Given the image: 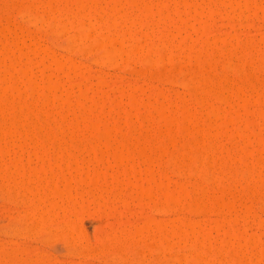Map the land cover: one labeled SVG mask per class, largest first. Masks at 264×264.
Masks as SVG:
<instances>
[{
	"label": "rangeland",
	"instance_id": "obj_1",
	"mask_svg": "<svg viewBox=\"0 0 264 264\" xmlns=\"http://www.w3.org/2000/svg\"><path fill=\"white\" fill-rule=\"evenodd\" d=\"M132 1L0 0V28L1 26L6 27L8 25L7 28L9 31H7V36L9 37L10 41H17L20 48H13V46H11V50L9 52L6 51L5 53L4 47H2L1 45L3 43H0V88L3 90L7 89L6 92L8 91V93L4 91L6 96L8 95L7 97H5L4 93V96H1L3 95L1 93L0 96L2 98L5 97L6 99L9 97V100H6L5 98L2 99L0 97V100H3L0 101V108L5 109L4 111L0 110V124L2 123L0 125V128L2 127L1 129L3 131H6V128L9 127L7 129L8 131L11 127L12 129L16 130L15 133L17 136V138L14 140L13 137L11 140L10 138H6L10 141V143H7L8 140H4L3 137L5 136H1L2 131H0V136L2 137L0 139V145H2L1 150L3 152L7 149L5 153L3 152L4 154L0 152V186L2 185L0 187V264H203L204 262L205 264H241L240 261H242L241 259L244 258L246 259L248 264L264 263V259L259 258L261 254L264 255V112L262 111L264 108V103L262 102V100H264V0H142L141 3H138L140 2L139 0L135 3ZM143 1L147 4H144ZM142 3L144 5L150 4V8L149 6L144 7ZM151 3L154 5H152ZM28 7L31 8L29 9ZM158 7L159 9L160 7H163V10H165V16L162 15V17L161 14L157 12L159 10ZM94 10H96L97 12H94ZM105 10L107 13L105 12ZM177 10L179 11V13L177 12ZM124 11L127 12V14H125ZM98 12L101 13L100 16L103 17L100 18ZM32 13H35L37 16H39L35 19L32 16ZM120 14H122V16ZM210 14H213L211 17L214 19H211V22H209L210 24L208 22H204L206 23V25H202V20H205V16L206 19L209 18ZM92 15H96V17H98L97 23H94L96 22V19L94 20V17ZM81 18L85 21L84 23H86V26L90 27H86L85 30H81L80 25H76L79 24ZM72 20L74 24H72ZM90 20L94 24H92ZM108 20H110V27L112 22H114V24L116 23L117 25H113L112 23L113 27L107 28V22L105 23V21ZM126 20L127 22H125ZM88 22H90L91 24ZM64 23L68 24V29L67 31L61 32L59 30V25ZM69 23L72 24L73 27ZM99 23L102 24L100 25ZM98 24L99 26H97ZM75 26L76 28H74ZM71 27L74 29H72ZM89 29L90 31H88ZM127 30H130L129 34H127ZM84 31L86 33V36L89 34H91V36L83 40L82 44L80 43L78 46H76V49L69 48L70 46L68 47L67 45V39L69 40L71 36H74L77 33L79 34V32L84 33ZM130 32L136 38L137 44L139 45L141 43L139 45L140 47L138 48L141 52L137 51V54L135 55L137 57L139 52L140 58H136L135 56H133L134 58L127 62H125L124 60L122 61L121 58L113 62L104 60V63L102 64L103 61H100V57L102 56L103 51L94 49L92 47V42H96L97 37L102 38V35L104 34L106 36L104 38L110 36L113 37L115 35L114 37H116V42H118L117 39H119L122 44L120 38L123 37V35L121 36L120 34L118 37L117 33H125L128 38L124 40L123 37L122 39L124 44L126 43L127 46H129L128 44L130 43ZM160 34L162 35L160 36ZM159 37L164 40L162 41ZM34 44L37 46H35ZM121 44L116 43L117 46ZM156 44H158L157 48ZM127 46L124 45L123 47ZM44 47H47V49H45ZM158 48H162L161 50H163L164 52L166 50L167 53L170 52L171 59L159 65H150L147 63L146 65L141 61L142 55L151 57L154 55L155 50L157 51ZM5 49L9 50V47L8 49ZM83 49L85 52H82ZM45 51L47 53L50 52V54L54 57L62 59L65 64L67 63L66 65H62L66 68L60 66L62 63H55L52 60L53 58L51 56L48 57L46 54H44ZM81 53L84 54L82 55ZM10 63H12L13 65L16 64V68L14 66H10L14 67L16 71H11L10 67H8V64ZM5 65L6 67H4ZM21 65L23 69L25 67L26 69L28 68V71H30L29 73H32V79L35 80V83L31 85H33V88L36 87L34 88V91L36 92H34L33 89L28 90L31 93V96L29 92H27V89L29 88H27L28 81L26 79L29 77L26 78L22 76V74L20 73L21 68L20 70H18ZM67 66L69 67V69L71 68V70H68ZM115 66L116 68H114ZM85 67L87 69H85ZM7 68L8 70H10V73L12 72L14 80L12 79V76L8 74L9 71L7 70ZM72 69L74 70L72 71ZM79 69H81V72L79 71ZM76 72L80 73L77 75ZM8 76H11L10 82ZM50 77L52 78L50 79ZM225 78H227L228 82L231 84L227 83V80L224 81ZM209 79H212L211 83H214L215 80L216 84H211L208 82L206 84V81H209ZM48 80H57L59 86L56 91H54L53 89L48 91V86H45L47 85V82H49ZM59 80L61 81V85ZM185 81H190V86H187L185 84ZM218 81L222 83H219ZM9 83H12V86L14 85L13 88L16 86L17 89L20 88V90H22V94H19V90L17 91V93L16 90L10 92L12 90L8 89L10 87ZM117 83L119 85H115ZM218 83L220 84L219 86ZM34 84L37 85L35 86ZM228 84L231 86H229ZM12 86L10 87V89L12 88ZM38 86L40 87L38 88ZM211 86L212 89L216 87L220 91L215 88L214 89L217 91H211L212 89H209ZM235 86L237 88L243 87L242 89L244 93L241 92V89L239 92L240 97L238 95L239 93L235 91ZM232 87L234 89H232ZM1 89L0 92L3 91ZM36 89H38V92ZM67 89L69 90V92L67 91ZM232 90L235 92L232 93ZM32 91L34 92V94L32 93ZM260 91L262 93H260ZM14 92L19 97L17 95L15 96ZM241 93L243 96L245 94L248 99L246 100L244 98L245 96L242 98ZM53 94L55 97L53 96ZM236 94L238 95L237 98ZM178 95H180L181 98ZM223 95H226L227 97H224ZM16 98L19 99V102ZM130 98H133L135 101L130 100ZM227 98L230 100L226 101ZM11 99L12 101H10ZM76 99L79 100L77 101ZM181 99H183V101ZM257 99H260L263 104L257 101ZM67 100L72 101V103H68ZM82 100L84 104L83 102H81ZM245 100H249V105L246 104L245 106V103H247L245 102ZM77 102L78 104H76ZM21 104L23 105V107L19 108ZM75 104L77 106H75ZM170 104L172 106H170ZM162 105L166 108L160 109L161 112H157L156 108ZM37 110H39L41 113ZM22 111L25 113H23L24 116L29 112L30 114H28V116L31 115L34 120H36L35 118H37L36 126L35 122L29 119V117L31 116H25L27 117V122L30 123L28 124V128L27 124L23 126L26 130H24L22 126L21 128L25 131L26 137L28 136L27 139L25 137V134H22L21 136L19 130H21V132L23 130L20 128V126H15L14 128L13 123L15 122L14 120L17 117V114L20 115ZM36 112L40 115L39 117H41L40 119H42V121L39 122V117ZM14 113H16L15 116ZM171 113H173V115ZM190 113L191 116L189 115ZM1 114H3L4 118L3 116H1ZM35 114H37V117L35 116ZM86 114L87 117L85 116ZM169 114H171L172 116H179V119L177 118L178 120L172 121L171 125L167 124L168 126H166L165 119L166 117L168 119ZM192 114H195V116H193ZM219 114L222 116H220ZM21 115L20 117H22ZM60 115L65 119H63ZM88 115L92 116V118L90 117V119L92 120L91 124L94 123L93 126H97V128H101V130H105L107 127H109L112 138H114L115 140L118 139L119 143H122V141H125L127 143L126 140L130 139L128 141V144L130 142V145L127 146L126 143L119 144L117 140H114L116 144L111 142L113 146H115H110L111 148H113L110 149L103 138H101V140L103 139L102 142H104V146L100 142L99 144L96 138H94L96 140L93 139V137L97 135L96 134L95 136H92V134L96 133L95 130L93 131V126L91 130V127H88L86 125L90 124L91 121L90 119H88L89 121H87V118H89ZM183 115H186L187 119L189 117L192 118V116L194 117L193 119H191L193 121L191 126L192 128L190 127L191 123H189L186 118V121L183 119ZM84 117H86L85 122ZM59 118L63 119L64 121L61 122ZM244 119L247 121H245ZM3 120L5 121V126ZM54 123H57L56 125L58 126V128L56 126L55 127L57 128V131H59L58 133L55 131L56 128L53 127ZM39 125L40 130L38 127ZM49 125L55 129L54 131L57 134H59L60 132L62 133L59 134V137L54 132V135L52 133V135L57 136L56 138L58 139L57 140L54 137L57 141V144L52 143L53 138H51V142L50 139H48L49 142L52 143V146L53 144H56V146L60 147L61 145V148H63V146H65L66 144L67 150L61 149L63 152H66L69 150L68 146L71 144V137L73 136L72 142L77 138V142L79 141L78 143H80L77 145H81L80 149L82 148L83 152L78 147L75 148L74 146L70 145L69 147L73 148H70L72 152L69 150L68 153L66 152L67 154H63L62 156L60 155L62 154V151L60 152V150L57 149L58 147L54 148L55 145L51 147V144L48 142L50 145V149L47 143H44V146H42L41 142H47V138L51 135V133L49 132L53 130L52 127L50 128V131L48 130L50 127ZM165 126L166 128L170 126V129L167 128L169 132L167 130H164L165 132L162 131ZM184 126H189V129L191 130L188 131V129H185L186 127L183 128ZM130 127H132V130ZM45 128H48L47 131L49 132H47ZM161 128V131L164 134L161 136L160 133V137H158V131ZM31 129H33V131ZM111 129L119 135L118 138H115L117 137V134H115V132ZM118 130L120 131L118 132ZM192 130L194 133L192 132ZM28 131L30 133H33L30 134ZM166 131L168 133H166ZM40 132L43 133H41L42 136L39 135ZM120 132L121 134H123L122 137L127 136L124 138V140H121ZM46 133H49L50 135L48 136V134ZM113 133L115 136H113ZM133 134L136 139L134 138ZM170 135L172 138L169 137ZM43 136H46L45 141H41V139H39V137L43 138ZM133 138L136 141H134ZM147 138L148 140H146ZM153 138L154 140H152ZM258 138L260 140H258ZM150 140V145H154L155 147L157 146L158 148H154L153 146L154 149L152 147L150 149V145L148 146L147 144L148 142H150ZM82 141L83 144H81ZM146 141L147 143H145ZM59 142L60 144H58ZM77 142L75 141L72 145H76L75 143ZM91 143H96L94 144V147L96 149L93 148V145H91ZM117 144L119 145V151H116V149L118 148V146L116 147ZM124 144H126L127 148L124 146ZM4 145L6 146L4 147ZM142 145H146L145 147L148 151ZM41 146L43 147V149L45 147L46 149L48 148V151L46 149L42 150ZM122 146L125 148L123 149ZM130 146H132V148ZM137 146L143 148H138ZM106 147L109 148L107 149ZM128 147L133 150L128 149ZM64 148L66 149V147ZM74 148H78V151L75 150V154L77 155L76 160L79 161V164L74 163V161H76L75 159L72 164L68 162V159L74 152ZM90 148H92L93 151L95 150V152L93 153ZM136 148L137 152L140 153L139 150L143 149L144 151H142L144 153L139 154V156L137 153H135L136 151H134L136 150ZM56 150H58L60 153L58 154V151ZM105 150H108L110 152L113 151V153L111 152V154L108 151H106L105 153ZM129 150H131L132 152L134 151V153ZM149 150L151 152H149ZM190 150L192 152L194 151L193 153H196L193 154ZM100 151L102 152V154L100 153ZM14 152L15 157H17L18 160L23 161L26 169L25 167H21L23 165L21 164L22 161L20 162L19 166L18 164L16 165V163H14L13 161L16 168L13 166V164L11 165V161L14 157ZM41 152H44L43 159L45 157L44 161L47 162L46 164H44L43 160H41L42 157L41 159L38 157V155L42 156ZM98 152L103 158L99 157L100 154ZM130 152L131 154H129ZM146 152L148 154H146ZM188 152H190V154ZM95 153H98V158H101V160L105 159L103 160L105 161V163L103 161L101 162V160L99 161L98 158L96 160ZM116 153L122 155V157L118 158L122 161L119 162L118 159H116L119 163H122L120 165L117 162V164H119L121 167L116 164V161L113 162V160L115 159L114 157H117ZM197 153L199 154V158L197 157ZM58 155L60 156L57 157ZM110 155H112L113 157H111ZM130 155L131 157L135 155V159L130 160ZM141 155L143 156L142 159L138 158L141 157ZM175 155L176 158L174 157ZM191 155H194V157L192 156V159ZM146 156L149 159H151L152 157V161L150 160V162L156 161L153 163L155 165L150 163L149 159H146ZM155 156L158 157L157 160ZM170 156H172V158ZM64 157H68V159L65 158L64 161ZM75 157H71L69 161L73 160V158ZM81 157L85 159H82ZM10 158L11 161H9ZM54 158L55 160H59H57L58 163L61 160L65 162H61V165L64 168L62 166L60 167H62L63 169L58 170L60 168L59 166L58 168L57 165H52V163H49V161L55 163ZM123 158L125 159L123 160ZM137 158L138 160L136 161ZM261 158L263 159V161L261 160ZM127 159L130 161L128 163H125V161H128ZM196 159L198 160V162ZM258 159L259 162L257 161ZM18 160H16L15 158V162H17ZM80 160L85 161H83L84 164H82L84 166L82 175H80L79 173V169L81 172L83 168V166L82 168H80L82 163ZM91 160L93 161V163L90 162ZM146 160H148V162ZM192 160H195V162H193ZM199 160H203L202 163L199 162ZM35 161L38 163H36ZM94 161L95 170L98 168V171H101V167V174L104 172L103 170L106 169L107 171L105 170L104 174L101 175L102 177L104 175L106 177L109 176L107 180L105 177V183L101 180L99 181V183L103 182V184L105 185H97L99 183L94 185L95 187L99 186V188L101 186L102 190H99L98 187L94 189L95 187L91 185L93 182H88V173L86 177L85 175H83L86 174L84 173L85 170H88V168L90 167L88 176L91 177L93 173V169L91 170V167L94 168ZM131 161H133L135 164ZM208 161L209 163H211V165L209 163L207 164ZM17 163H19V161ZM41 163L43 166H47L46 168H48V164H50V167H56V169L55 167H51L54 170L52 179L48 176L47 178L46 176L43 177L46 173V175H49L50 173L52 174V170L47 169L50 172L48 171V173L46 171L45 173L43 171L42 175ZM66 163H69L68 165H72V167H68ZM113 163L114 168H112L113 166L111 167ZM196 163H198L200 166ZM85 164L89 167H87ZM97 164L99 167L96 166ZM126 164L128 167L126 166ZM148 164H150V167L153 168V170L149 168ZM33 165H36L37 167ZM65 165L68 168H66ZM115 165L118 167L117 170L115 169ZM73 166L74 168L77 167L78 170L77 168L74 169ZM22 168L27 171V173L25 172V175H23L24 173H21L23 172ZM114 169V174L116 175L112 173L114 177L111 178L112 174L111 177L109 174ZM108 170L109 174L107 175L106 172H108ZM6 171H8L11 175L9 176V178V174L6 175ZM63 171L65 172V176L63 175V177H68L69 179L71 178L70 180L67 179V181H65V179H62L63 177L61 174L64 173ZM122 171L126 174H123ZM19 172L21 173L20 175ZM117 172L120 175H117ZM150 172L153 173V175H150ZM161 172L164 173V175ZM145 173L147 174L148 178L150 175V178L156 177L155 179H158V176L159 179L162 178V180H160V182H154V178H149L150 184L152 183L151 180H153L154 184H157H155V186L152 183L153 185L151 184L150 188L153 187V189L151 190L149 187H147L150 184L147 182V180L149 181V179H146ZM134 174H136V176ZM127 175L132 176L129 177ZM78 176H82V178L84 176L85 179L87 178L86 180L88 182V185L86 180H80V182L83 183H80L79 181H72L73 179H75V177L79 179ZM124 176L129 177L132 181V184L135 183L136 188H133L131 181L126 177L124 178ZM240 176L241 178L239 179ZM137 177L139 178V181H137ZM261 177L263 178V180ZM142 178L144 179V181H141ZM19 179L24 182H21ZM103 179L104 178H102V180ZM114 179L118 181L122 180V182L125 179L129 181L130 185L127 181L124 182L125 185L120 181V184L123 185L122 187L118 186L120 184ZM27 180H29L30 183L29 181L27 182ZM162 181L165 182L163 183ZM66 182L69 187L70 184L73 185V187L71 188V190L68 188L70 190L69 194L62 196V199L60 198L61 196L59 197V195L54 192V188L52 187L57 186L59 190H64L66 189V187L64 186ZM84 182H86V184H84ZM126 182L128 185H126ZM143 182L146 183L144 184ZM139 183L143 184L140 185ZM159 183L162 184L160 185ZM115 184H117L116 187H114ZM138 185L143 188L147 187L146 189H149H145L146 191L143 189L146 195L143 196L142 188L138 189V187L140 188V186ZM89 186H92L93 192L89 190ZM102 186L104 188H102ZM112 188L115 189L112 190ZM121 189L122 192H120ZM88 190L90 192H88ZM138 190L140 192H138ZM201 190H203L202 193ZM117 192H119L120 194ZM81 193L84 195V199L83 197L78 196ZM99 193L103 196H100ZM150 193H152L151 198L147 195L149 194L150 196ZM164 193L169 194V196L176 195L174 196L175 202L173 201L172 203H169L172 200H167L169 199V196H165L167 207L164 206L165 202H163L165 195ZM74 194L77 195L78 199ZM118 194L120 196H116ZM178 195L180 197H177ZM69 196L73 197L74 200L72 198V200L68 199ZM176 197L177 200L181 199L180 202L176 200ZM91 198L94 200H92ZM86 200L88 202H86ZM56 201L58 202V204ZM218 201L220 204L217 203ZM202 202L204 204V207H208L207 210H205V208L202 210L203 207L199 206V204L201 205ZM227 202L228 204H226ZM229 202L231 203V205H233V209ZM170 204L173 205L171 206ZM50 205L52 208L54 207L53 210L51 207H49ZM76 205H78L77 208ZM114 205L117 207V210ZM217 205H222V207ZM225 205L226 207L228 206L231 208H225ZM65 206L69 208L71 207L70 209H72V207L74 208L75 206V208L77 209H75L76 215L74 213V209H72V212L69 208H67L69 209L68 211L66 210ZM214 206H217L220 209H217V207ZM171 207L172 209H170ZM197 207H200V209H197ZM114 209L115 212H118H116L117 214L114 212ZM229 212L231 213L229 214ZM69 216H71V218H69ZM233 218L238 219L232 221ZM166 225V229L169 228V230L167 229V237L169 236V238H166V240L162 242L161 235H159L162 231L160 229H164ZM72 227H74V230H70L73 229ZM143 227L146 229V231L143 229ZM173 227L176 228V230ZM170 228H173V231ZM190 228H192L193 231L195 230V232H191ZM158 230L160 232H158ZM231 232H233L234 234L232 235ZM193 233L195 234L193 235ZM198 234H200L204 239L206 236L207 237L204 240ZM100 237L101 239H99ZM198 238L202 241H206V243L204 244V242H201L200 244V242H198L200 241L198 240ZM154 240L158 242V245L156 242H154ZM167 241L168 244L166 243ZM241 243L243 244L241 245ZM249 243L251 244V246ZM161 245H163V247ZM203 246L205 247L203 248ZM161 247L162 249H160ZM157 249L161 251H158ZM251 251L253 253H251ZM236 253L239 255H237ZM236 256L237 259L240 256L239 258L241 259H238L240 260L239 262L238 260L236 261ZM245 259L243 260V262L245 261ZM255 260L256 262H254Z\"/></svg>",
	"mask_w": 264,
	"mask_h": 264
},
{
	"label": "bare ground",
	"instance_id": "obj_2",
	"mask_svg": "<svg viewBox=\"0 0 264 264\" xmlns=\"http://www.w3.org/2000/svg\"><path fill=\"white\" fill-rule=\"evenodd\" d=\"M11 1H12V0H11ZM111 1H112V0H111ZM131 1H132V0H131ZM139 1H140V2H138V0H136V1L133 0L132 2H134V3H135V2L141 3L142 0H139ZM153 1H154V0H153ZM157 1H158V0H157ZM166 1H167V0H166ZM174 1H175V0H174ZM174 1H173V2H174ZM185 1H186V0H185ZM50 2H51V1H50ZM50 2H49V3H50ZM95 2H96V1H95ZM97 2H98V1H97ZM99 2H100V1H99ZM151 2H152V1H151ZM161 2H162V1H161ZM161 2H160V3H161ZM179 2H180V1H179ZM214 2H215V1H214ZM32 3H33V2H32ZM41 3H42V2H41ZM67 3H68V2H67ZM67 3H65V4H67ZM87 3H88V2H87ZM106 3H107V2H106ZM127 3H128V2H127ZM143 3H144V4H147V3H145L144 1H143ZM143 3H142V4H143ZM187 3H188V2H187ZM96 4H97V3H96ZM144 4H143V5H144ZM151 4H152V3H151ZM164 4H165V3H164ZM167 4H168V3H167ZM180 4H181V3H180ZM189 4H190V2H189ZM227 4H228V3H227ZM238 4H239V3H238ZM13 5H14V4H13ZM50 5H51V4H50ZM101 5H102V4H101ZM104 5H105V4H104ZM111 5H112V4H111ZM119 5H120V4H119ZM149 5H150V4H149ZM149 5H144V7H145V6H149ZM152 5H154V4H152ZM187 5H188V4H187ZM225 5H226V4H225ZM250 5H251V4H250ZM37 6H38V5H37ZM67 6H68V5H67ZM97 6H98V5H97ZM105 6H106V5H105ZM107 6H108V5H107ZM135 6H136V5H135ZM160 6H161V5H160ZM168 6H169V5H168ZM238 6H239V5H238ZM35 7H36V6H35ZM61 7H62V6H61ZM64 7H65V6H64ZM153 7H154V6H153ZM169 7H170V6H169ZM189 7H191V6H189ZM28 8L30 9L31 7H28ZM54 8H55V7H54ZM69 8H70V7H69ZM80 8H81V7H80ZM91 8H92V7H91ZM91 8H90V9H91ZM93 8H94V7H93ZM146 8H148V7H146ZM149 8H150V6H149ZM164 8H165V7H164ZM170 8H171V7H170ZM202 8H203V7H202ZM76 9H77V7H76ZM102 9H103V8H102ZM133 9H134V8H133ZM158 9H159V7H158ZM175 9H176V8H175ZM26 10H27V9H26ZM41 10H42V8H41ZM66 10H67V9H66ZM68 10H69V9H68ZM72 10H73V9H72ZM100 10H101V7H100ZM149 10H151V9H149ZM194 10H195V9H194ZM211 10H212V9H211ZM30 11H31V10H30ZM30 11H29V12H30ZM98 11H99V10H98ZM113 11H114V9H113ZM125 11H126V10H125ZM125 11H124V13L127 14V12H125ZM128 11H129V10H128ZM139 11H140V10H139ZM164 11H165V10H163V7H160V9H159L157 12H159V14H161V16H162V15H164ZM166 11H167V10H166ZM256 11H257V10H256ZM261 11H262V10H261ZM35 12H36V11H35ZM80 12H82V11H80ZM94 12H97V11L94 10ZM94 12H93V13H94ZM103 12H104V10H103ZM105 12H106V10H105ZM172 12H173V11H172ZM177 12L179 13L178 10H177ZM224 12H225V11H224ZM248 12H249V11H248ZM36 13H37V12H36ZM68 13H70V12H68ZM83 13H85V12H83ZM90 13H91V12H90ZM98 13H99V12H98ZM106 13H107V12H106ZM124 13H123V14H124ZM181 13H182V11H181ZM181 13H180V14H181ZM200 13H201V12H200ZM49 14H50V13H49ZM80 14H82V13H80ZM100 14H101V13H99V16H100ZM146 14H147V13H146ZM155 14H156V12H155ZM172 14H173V13H172ZM24 15H25V14H24ZM66 15H67V14H66ZM74 15H75V13H74ZM83 15H84V14H83ZM85 15H86V14H85ZM89 15H91V14H89ZM120 15L122 16V14H120ZM136 15H138V14H136ZM153 15H154V14H153ZM208 15H209V14H208ZM212 15H213V14H210L209 18H207V19H206V16H205V20H202V22H201L202 25H203V24L206 25L207 22H208V23L211 22V19H214V18L211 17ZM232 15H233V14H232ZM32 16L36 19V17H38L39 15L37 16L35 13H32ZM53 16H54V15H53ZM92 16L94 17V18H93L94 20L96 19V20H95L96 22H94V23H97V22H98V17H96V15H92ZM124 16H125V15H124ZM154 16H155V15H154ZM154 16H153V17H154ZM158 16H159V15H158ZM164 16H165V15H164ZM177 16H178V15H177ZM256 16H257V15H256ZM263 16H264V15H263ZM59 17H60V16H59ZM65 17H66V16H65ZM68 17H69V14H68ZM101 17H103V16H100V18H101ZM107 17H108V16H107ZM134 17H135V16H134ZM162 17H163V16H162ZM201 17H202V16H201ZM201 17H200V18H201ZM230 17H231V16H230ZM246 17H247V16H246ZM56 18H57V17H56ZM60 18H61V17H60ZM100 18H99V19H100ZM105 18H106V17H105ZM127 18H128V17H127ZM127 18H125V19H127ZM62 19H63V17H62ZM71 19H72V17H71ZM91 19H92V17H91ZM106 19H107V18H106ZM125 19H124V20H125ZM132 19H133V18H132ZM170 19H171V18H170ZM10 20H11V19H10ZM80 20H81V21H79V24H76V25H80L81 30H85L86 27H87V26H86V23H84L85 21L82 20V18H81ZM102 20H103V19H102ZM127 20H129V19H127ZM127 20H126L125 22H127ZM133 20H134V19H133ZM133 20H132V21H133ZM162 20H163V19H162ZM177 20H178V19H177ZM74 21H75V20H74ZM109 21H110V20L105 21V23L107 22V23H106V24H107L106 26H108L107 28L110 27V23H109ZM111 21H112V20H111ZM114 21H115V20H114ZM169 21H170V20H169ZM59 22H60V21H59ZM66 22H67V21H66ZM70 22H71V20H70ZM72 22H73V20H72ZM90 22H91V20H90ZM90 22H88V23H90ZM99 22H100V21H99ZM130 22H131V19H130ZM130 22H129V23H130ZM133 22H134V21H133ZM175 22H177V21H175ZM204 22H206V23H204ZM10 23H11V22H10ZM61 23H62V22H61ZM77 23H78V21H77ZM91 23H92V22H91ZM91 23H90V24H91ZM94 23H92V24H94ZM102 23H103V22H102ZM102 23H99V24L101 25ZM112 23H113V25L116 24V23L114 24V22H112ZM112 23H111V27H113V26H112ZM149 23H150V22H149ZM5 24H7V23H5ZM12 24H13V23H12ZM69 24H70V23H69ZM72 24H74V22H73ZM72 24H70V25H72ZM99 24H98L97 26H99ZM131 24H133V23H131ZM139 24H140V23H139ZM209 24H210V23H209ZM17 25H19V24H17ZM67 25H68V24H66V23L59 25V26H60V27H59V28H60L59 30H60L61 32H62V31H67V29H68V26H67ZM70 25H69V27H70ZM88 25H89V24H88ZM104 25H105V24H104ZM116 25H117V24H116ZM152 25H153V24H152ZM7 26H8V25H7ZM7 26H6V27H5V26H3V27L1 26V28H0V43H3V44H1V45H2V47H4V51H5V53H6V51L9 52V51L11 50V49H10L11 46H13V48L18 47V49H20L19 46H18L17 41L14 42V40H12V39H11L12 41H10L9 37L7 36V31H9L8 28H7ZM21 26H22V25H21ZM162 26H163V25H162ZM209 26H210V25H209ZM72 27H73V25H72ZM72 27H71V28H72ZM78 27H79V26H78ZM88 27H90V26H88ZM88 27H87V28H88ZM111 27H110V28H111ZM126 27H127V26H126ZM205 27H206V26H205ZM205 27H203V28H205ZM20 28H21V27H20ZM74 28H76V26H75ZM74 28H72V29H74ZM91 28H92V27H91ZM100 28H101V27H100ZM53 29H54V28H53ZM207 29H208V28H207ZM107 30H108V29H107ZM124 30H126V29H124ZM160 30H161V29H160ZM88 31H90V29H89ZM88 31H86V32H88ZM122 31H123V30H122ZM127 31H128V30H127ZM129 31H130V30H129ZM129 31H128L127 34H129ZM176 31H177V30H176ZM147 32H148V31H147ZM144 33H145V32H144ZM161 33H162V31H161ZM87 34H89V33H87ZM117 34H118V37H119L120 34H121V36L123 35L124 38H123V37L120 38V40L122 41V44H121V42L119 41V39H117L118 42H116V39H115L116 37H114L115 35H114L113 37H111V36L109 35L110 37L104 38V37H106L104 34L102 35V38H99V37L96 36V37H97L96 42H95V41H94V43L92 42V47H93L94 49L102 50V51H103V52H102L103 54H102V56L100 57V61H103L102 64L104 63V60L109 61V62H113V61H117L119 58H121L122 61L124 60L125 62H127V61L133 59V58H134L133 56H135V55L137 54V51H139L138 48L140 47L139 45H140L141 43H140L139 45L137 44L136 38L131 34V32H130V35H129V38H130V43L128 44L129 46H127V44H126V43L124 44V42H123V39L125 40L126 38H128V37L126 36V34H125V33H123V34H122V33H117ZM117 34H116V35H117ZM59 35H60V34H59ZM111 35H112V34H111ZM137 35H138V34H137ZM140 35H141V34H140ZM161 35H162V34H160V36H161ZM187 35H188V34H187ZM16 36H17V35H16ZM89 36H91V34H89V35L86 36L85 31H84V33H80V32H79V34L77 33V34H75L74 36H71L69 40L67 39V42H68L67 45H68V47L70 46L69 48L76 49V48H77L76 46H78L80 43L82 44L83 40H85V39L88 38ZM147 36H148V35H147ZM22 37H23V35H22ZM136 37H137V36H136ZM144 37H145V36H144ZM14 38H15V37H14ZM29 38H30V37H29ZM122 38H123V39H122ZM159 38L161 39V37H159ZM159 38H158V39H159ZM139 39H140V38H139ZM148 39H149V38H148ZM35 40H36V39H35ZM161 40L163 41L164 39H161ZM18 41H19V40H18ZM38 41H39V40H38ZM50 41H51V40H50ZM128 41H129V40H128ZM138 41H139V40H138ZM139 42H140V41H139ZM165 42H166V41H165ZM224 42H225V41H224ZM250 42H251V40H250ZM15 43H17V44H15ZM32 43H34V42H32ZM116 43H120L121 45L117 46ZM157 43H158V42H157ZM227 43H228V42H227ZM14 44H15V45H14ZM36 44H37V43H36ZM90 44H91V43H90ZM123 44L126 45V46L129 47V48H127V47H123V46H124ZM163 44H164V43H163ZM3 45H4V46H3ZM34 45H35V44H34ZM45 45H46V44H45ZM137 45H138V46H137ZM157 45H158V44H156V48H157ZM164 45H165V44H164ZM250 45H251V44H250ZM30 46H31V45H30ZM35 46H37V45H35ZM46 46H47V45H46ZM83 46H84V45H83ZM87 46H88V44H87ZM166 46H167V45H166ZM185 46H186V45H185ZM206 46H208V45H206ZM240 46H241V45H240ZM8 47H9V50H6L5 48L8 49ZM40 47H41V46H40ZM75 47H76V48H75ZM235 47H236V46H235ZM34 48H36V47H34ZM34 48H32V49H34ZM42 48H43V47H42ZM44 48H45V47H44ZM159 48H160V47H159ZM159 48L157 49V51L155 50L154 55L151 56V57H150V56H146V55H142V56H141V57H142V58H141V61H142L143 63H145V64L147 63V64H150V65H159V64H161V63H163V62H167V61H169V59H171V58H170V57H171L170 52L167 53V52H166V51H167L166 49H165V50H166L165 52H164L163 50H161L163 47H162L161 49H159ZM166 48H167V47H166ZM28 49H29V48H28ZM39 49H40V48H39ZM45 49H47V47H46ZM50 49H51V48H50ZM50 49H49V50H50ZM84 49H86V48H84ZM84 49L82 50V52H85ZM150 49H151V48H150ZM234 49H235V48H234ZM80 50H81V48H80ZM91 50H92V49H91ZM189 50H190V49H189ZM194 50H195V49H194ZM18 51H19V50H18ZM22 51H23V50H22ZM51 51H52V50H51ZM70 51H71V50H70ZM14 52H15V51H14ZM20 52H21V51H20ZM91 52H92V51H91ZM139 52H141V51H139ZM139 52H138V56H137V57L140 56ZM48 53H49V54H48ZM48 53H47L46 51L44 52V54H46L48 57L51 56V57L53 58V59H52V58H51V59H52L55 63H56V62H57V63H60V64L62 63L60 66L63 67V68H66L65 66H62V65H66L67 63L65 64V63L62 61V59H59L58 57H54L53 55L50 54V52H48ZM25 54H26V52H25ZM81 54H82V53H81ZM83 54H84V53H83ZM83 54H82V55H83ZM85 54H86V53H85ZM142 54H143V53H142ZM172 54H173V53H172ZM215 54H216V53H215ZM232 54H233V53H232ZM262 54H263V53H262ZM22 55H23V54H22ZM175 55H176V54H175ZM15 56H16V55H15ZM26 56H28V55H26ZM26 56H25V58H26ZM66 56H67V55H66ZM69 56H70V55H69ZM145 56H146V57H145ZM135 57H136V56H135ZM137 57H136V58H137ZM143 57H144V58H143ZM44 58H45V56H44ZM71 58H72V57H71ZM96 58H97V57H96ZM139 58H140V57H139ZM27 59H28V58H27ZM27 59H26V60H27ZM69 59H70V58H69ZM30 60H31V59H30ZM48 61H49V60H48ZM96 61H97V60H96ZM98 61H99V60H98ZM120 61H121V60H120ZM139 61H140V60H139ZM3 62H4V61H3ZM27 62H28V61H27ZM17 63H18V62H17ZM21 63H22V62H21ZM63 63H64V64H63ZM69 63H70V62H69ZM98 63H99V62H98ZM106 63H107V62H106ZM115 63H116V62H115ZM118 63H119V62H118ZM4 64H6V63H4ZM4 64H3V65H4ZM10 64H12V63H10ZM10 64H8V65H9L8 67H10V66H14V67H15V65H16V64H14V65H13V64L10 65ZM147 64H146V65H147ZM84 65H86V64H84ZM150 65H149V66H150ZM68 66H70V65H68ZM68 66H67L68 70H71V68L69 69ZM142 66H143V65H142ZM173 66H174V65H173ZM4 67H6V65H5ZM14 67H10L11 71H12V70L16 71V69H14ZM18 67H19V66H18ZM18 67H17V68H18ZM71 67H72V66H71ZM12 68H13V69H12ZM15 68H16V67H15ZM20 68H21V70L23 69L22 65H21V67L18 68V70H20ZM63 68H62V69H63ZM76 68H78V67H76ZM76 68H75V69H76ZM114 68H116V66H115ZM230 68H231V67H230ZM260 68H261V67H260ZM24 69H26V67H25ZM24 69H23L22 71L20 70V73L22 74V76H24V77H26V78L29 77V78L31 79V80H30L29 78L26 79V80L28 81V83H27V85H28L27 88H29V89H27V92H29L28 90H32V89H33V91H34V88H36V87L33 88V85H31V84L35 83V82H34L35 80L32 79V75H31L32 73H31V74L29 73L30 71H28V68H27L26 70H24ZM85 69H87V68L85 67ZM88 69H89V68H88ZM7 70H8V68H7ZM31 70H32V69H31ZM73 70H74V69H72V71H73ZM80 70H81V69H79V71H80ZM201 70H202V69H201ZM8 71H9L8 74H10V75L12 76V72L10 73V70H8ZM134 71H135V70H134ZM140 71H141V70H140ZM143 71H144V69H143ZM80 72H81V71H80ZM80 72H79V73H80ZM182 72H183V71H182ZM76 73H77V75L79 74L78 72H76ZM29 74H30V75H29ZM81 74H82V73H81ZM156 74H157V73H156ZM249 74H250V73H249ZM5 75H6V74H5ZM43 75H44V74H43ZM52 75H53V74H52ZM11 76H8V78H9V82H10ZM75 76H76V75H75ZM80 76H82V75H80ZM158 76H159V75H158ZM55 77H56V74H55ZM209 77H210V76H209ZM212 77H213V76H212ZM227 77H228V76H227ZM249 77H250V75H249ZM255 77H256V76H255ZM16 78H17V77H16ZM21 78H22V77H21ZM51 78H52V77H50V79H51ZM207 78H208V77H207ZM207 78H206V79H207ZM12 79H13V76H12ZM28 79L30 80V82H29ZM231 79H232V78H231ZM248 79H249V78H248ZM13 80H14V79H13ZM26 80H25V81H26ZM189 80H190V79H189ZM211 80H212V79H211ZM211 80H210V79H209V81L207 80V81H206V84H207V82H208V83H211ZM217 80H218V79H217ZM225 80H227V83H229L227 78H225L224 81H225ZM6 81H7V80H6ZM31 81H32V83H31ZM48 81H49V82H47V85L44 84L45 86H48V87H47V88H48V91L51 90V89H53L54 91H56V90L58 89V86H59L57 80H56V81L48 80ZM59 81H60V80H59ZM81 81H83V80H81ZM87 81H88V80H87ZM142 81H144V80H142ZM220 81H221V80H220ZM222 81H223V79H222ZM232 81H233V80H232ZM14 82H15V81H14ZM14 82H13V83H14ZM165 82H166V79H165ZM187 82H188V83H187ZM189 82H190V81H185V84H186L187 86H190V83H191V82H190V83H189ZM212 82H213V81H212ZM218 82H219V81H218ZM230 82H231V81H230ZM235 82H236V81H235ZM22 83H23V81H22ZM43 83H44V82H43ZM48 83H49V84H48ZM90 83H91V82H90ZM118 83H119V82H118ZM118 83L115 84V85H119ZM201 83H202V82H201ZM214 83L216 84L215 80H214ZM214 83H211V84H214ZM219 83H222V82H219ZM219 83H218V86L220 85ZM232 83H234V82H232ZM251 83H252V82H251ZM85 84H86V83H85ZM98 84H99V83H98ZM188 84H189V85H188ZM223 84H224V83H223ZM229 84H231V83H229ZM229 84H228V85H229ZM9 85H10V87H11V86H12V83H9ZM29 85H30V86H29ZM34 85L36 86L37 84H34ZM60 85H61V81H60ZM62 85H63V84H62ZM73 85H74V84H73ZM186 85H185V86H186ZM228 85H227V86H228ZM13 86H14V85H13ZM13 86H12L11 89H10V87L8 88L9 90H12V91H10V92H13V90H16V93H17V91L19 90V91H18L19 94H22V93H21L22 90H20V88H19V87L22 86V85H20V86L18 87L19 89H17V86H16V85H15L16 87H14V88H13ZM31 86H32V87H31ZM85 86H86V85H85ZM92 86H93V85H92ZM212 86H214V85H212ZM212 86H211L209 89H212ZM218 86H217V87H218ZM229 86H231V85H229ZM39 87H40V86H38V88H39ZM72 87H73V86H72ZM204 87H205V85H204ZM208 87H209V85H208ZM225 87H226V86H225ZM233 87H234V86H233ZM233 87H232V89H234ZM235 87H236V86H235ZM241 87H242V86H241ZM252 87H253V86H252ZM45 88H46V87H45ZM47 88H46V89H47ZM186 88H187V87H186ZM214 88L217 89L216 87H214ZM214 88H213L211 91H214V90H215ZM227 88H228V87H227ZM242 88H243V87H242ZM242 88H240V87L237 88V87H236V90H235V91H237V92L239 93L240 90H241ZM258 88H259V86H258ZM263 88H264V87H263ZM0 89H1V88H0ZM219 89H220V88H219ZM221 89H222V88H221ZM237 89H238L239 91H238ZM253 89H254V88H253ZM1 90H3V89H1ZM6 90H7V89H6ZM6 90L4 89V90H3L2 92H0V93L3 94L4 91L6 92ZM24 90H25V88H24ZM36 90H37V92H38V89H36ZM53 90H52V91H53ZM65 90H66V89H65ZM70 90H71V89H70ZM72 90H73V89H72ZM130 90H131V89H130ZM205 90H206V89H205ZM217 90H218V89H217ZM217 90H215V91H217ZM229 90H230V89H229ZM33 91H32V93L34 94V92H36V91H34V92H33ZM43 91H44V90H43ZM43 91H42V92H43ZM61 91H62V90H61ZM67 91L69 92L68 89H67ZM207 91H208V90H207ZM218 91H220V90H218ZM222 91H223V90H222ZM235 91L232 90V93H234ZM10 92H9V93H10ZM241 92L244 93V92H243V89L241 90ZM6 93H8V91H7ZM16 93L14 92L15 96L17 95ZM60 93H61V92H60ZM62 93H63V92H62ZM227 93H228V92H227ZM242 93H241V97L243 98V97L245 96V94H244V96H243ZM260 93H262V92L260 91ZM1 94H0V95H1ZM4 94H5V93H4ZM4 94L1 95V96H4ZM29 94H30V96H31V93H30V92H29ZM67 94H68V93H67ZM201 94H202V93H201ZM258 94H259V93H258ZM45 95H46V94H45ZM70 95H71V94H70ZM122 95H123V94H122ZM238 95H239V97H240V93H239ZM238 95L236 94V98H237ZM251 95H252V94H251ZM1 96H0V97H1ZM7 96H8V95H7ZM7 96H6V94H5V97H7ZM17 96H18V95H17ZM24 96H25V95H24ZM53 96H54V94H53ZM53 96H52V97H53ZM57 96H58V95H57ZM61 96H62V94H61ZM67 96H68V95H67ZM178 96H180V95H178ZM217 96H218V95H217ZM223 96H224V95H223ZM234 96H235V94H234ZM5 97H4V98H5ZM18 97H19V96H18ZM18 97H17V98H18ZM54 97H55V96H54ZM54 97H53V98H54ZM65 97H66V96H65ZM80 97H81V96H80ZM80 97H79V99H80ZM82 97H83V96H82ZM189 97H190V96H189ZM224 97H227V96L225 95ZM239 97H238V98H239ZM1 98H2V97H1ZM4 98H2V99H4ZM8 98H9V97H8ZM8 98H7V99H8ZM17 98H16V99H17ZM20 98H21V95H20ZM24 98H25V97H24ZM125 98H126V97H125ZM169 98H170V97H169ZM180 98H181V96H180ZM180 98H178V99H180ZM198 98H199V97H198ZM220 98H221V97H220ZM228 98H229V97H228ZM228 98H227L226 101L230 100V99H228ZM242 98H241V99H242ZM244 98H245L246 100L248 99L246 96H245ZM256 98H257V97H256ZM5 99H6V98H5ZM7 99H6V100H7ZM12 99H13V98H12ZM12 99H11L10 101H12ZM66 99H67V98H66ZM79 99H78V100H79ZM81 99H82V98H81ZM172 99H173V98H172ZM222 99H223V98H222ZM224 99H225V98H224ZM253 99H254V98H253ZM8 100H9V99H8ZM17 100H18V102H19V99H17ZM43 100H44V99H43ZM76 100H77V99H76ZM78 100H77V101H78ZM122 100H123V99H122ZM130 100H134V99H133V98H132V99L130 98ZM170 100H171V99H170ZM181 100L183 101V99H181ZM246 100H245V102H247V103L244 102V103H245V106H246V104L249 105V104H248V101H249V100H248V101H246ZM254 100H255V99H254ZM0 101H3V100H0ZM65 101H66V100H65ZM65 101H64V102H65ZM67 101H68V100H67ZM134 101H135V100H134ZM184 101H185V100H184ZM224 101H225V100H224ZM226 101H225V102H226ZM243 101H244V100H243ZM257 101H259L260 103H262V102L264 103V100H262V102H261L260 99H257ZM6 102H7V101H6ZM61 102H62V101H61ZM64 102H63V103H64ZM69 102L72 103V101H68V103H69ZM81 102H83V100H82ZM137 102H138V101H137ZM230 102H231V101H230ZM57 103H58V102H57ZM73 103H74V102H73ZM79 103H80V102H79ZM142 103H143V102H142ZM170 103H171V102H170ZM173 103H174V102H173ZM173 103H172V104H173ZM263 103H262V104H263ZM76 104H78V102H77ZM76 104H75V106H77ZM83 104H84V102H83ZM143 104H144V103H143ZM175 104H176V103H175ZM227 104H228V103H227ZM232 104H233V103H232ZM251 104H252V103H251ZM56 105H57V104H56ZM69 105H70V104H69ZM80 105H81V103H80ZM165 105H166V104H165ZM173 105H174V104H173ZM199 105H200V104H199ZM233 105H234V104H233ZM239 105H241V104H239ZM242 105H244V104H242ZM0 106H1V105H0ZM5 106H6V105H5ZM54 106H55V104H54ZM67 106H68V105H67ZM73 106H74V105H73ZM81 106H82V105H81ZM83 106H84V105H83ZM134 106H135V105H134ZM138 106H139V105H138ZM138 106H137V107H138ZM170 106H172V105L170 104ZM213 106H214V105H213ZM2 107H3V106H2ZM21 107H23L22 104L20 105L19 108H21ZM230 107H231V105H230ZM232 107H233V106H232ZM59 108H60V107H59ZM79 108H80V107H79ZM82 108H83V107H82ZM165 108H166V107H164V106L162 105V106H158V107L156 108V110H157V112H158V111H160V109H165ZM68 109H69V108H68ZM68 109H67V110H68ZM73 109H74V107H73ZM77 109H78V108H77ZM93 109H95V108H93ZM137 109H138V108H137ZM172 109H173V108H172ZM229 109H230V108H229ZM0 110H3V111H4L5 109H3V108L1 109V108H0ZM22 110H23V108H22ZM61 110H62V109H61ZM37 111L40 112L39 110H37ZM56 111H57V110H56ZM56 111H55V112H56ZM68 111H69V110H68ZM117 111H118V110H117ZM163 111H164V110H163ZM233 111H234V110H233ZM262 111L264 112V108H263ZM7 112H8V110H7ZM20 112H21V111H20ZM26 112H28V111H26ZM31 112H32V111H31ZM157 112H156V113H157ZM160 112H161V111H160ZM191 112H192V111H191ZM205 112H206V111H205ZM16 113H17V112H16ZM16 113H14V116H15ZM18 113H19V112H18ZM23 113H24V112L22 111L21 114H23ZM34 113H35V112H34ZM34 113H33V117H34ZM36 113H37V112H36ZM40 113H41V112H40ZM71 113H72V111H71ZM78 113H81V112H78ZM115 113H116V112H115ZM173 113H174V112H173ZM173 113H171V114L173 115ZM194 113H195V112H194ZM201 113H202V111H201ZM215 113H217V112H215ZM21 114H20V115H21ZM24 114H25V113H24ZM24 114L21 115L22 117H20V115L17 114V117H16L17 119L15 118V120H14L15 122H13V123H14V128H15V126H16V127H17V126H20V128H21V126H22V128L24 129L23 126H25L26 124H27V128H28V126H29L28 124H29L30 122H29V123L27 122V117H29V116H31V115L28 116V114H30V113L28 112V114L26 113L27 117H25L26 115L24 116ZM37 114H38V113H37ZM37 114H35L36 117H37ZM62 114H63V113H62ZM67 114H68V113H67ZM87 114H88V113H87ZM87 114L85 115L86 117H87ZM158 114H159V113H158ZM160 114H161V113H160ZM171 114H169L168 119H167V117H166V119H165V120H166V124H165L166 126H168L169 124L171 125V124H172V123H171L172 121H175V120H178V119H179V118H178L179 116H178V117H177L176 115L172 116ZM244 114H245V113H244ZM263 114H264V113H263ZM74 115H75V114H74ZM189 115L191 116V113H190ZM189 115H188V116H189ZM192 115L195 116V114H192ZM219 115H220V114H219ZM1 116H3V114H1ZM12 116H13V115H12ZM39 116H40V115L38 114V117H39ZM60 116H61V115H60ZM64 116H65V115H64ZM75 116H76V115H75ZM96 116H97V115H96ZM181 116H182V114H181ZM193 116H192V118L189 117V118L187 119V118H186L187 116H186V115H183V119H184L185 121H186V119H187V121H189V123H191V125L189 124L190 127L192 126V122H193V121H192L191 119L194 118ZM200 116H201V115H200ZM220 116H222V115H220ZM9 117H11V116H9ZM61 117H62V116H61ZM86 117H84V122H85V120H86ZM88 117H89V118H87V121H89L88 119H90V117L92 118V116H89V115H88ZM118 117H119V116H118ZM223 117H224V116H223ZM1 118H2V117H1ZM3 118H4V116H3ZM3 118H2V119H3ZM40 118H41V117L38 118V119H39V122L42 121V119H40ZM62 118L65 119L64 117H62ZM96 118H97V117H96ZM177 118H178V119H177ZM185 118H186V119H185ZM11 119H12V118H11ZM29 119H31V121L33 120V121L35 122V125L37 126V124H36L37 118H35L36 120H34V119L32 118V116H31V117H29ZM29 119H28V120H29ZM59 119L61 120V122L64 121V120L61 119V118H59ZM80 119H81V118H80ZM221 119H222V118H221ZM90 120H91V119H90ZM96 120H97V119H96ZM163 120H164V119H163ZM209 120H210V118H209ZM244 120H245V119H244ZM3 121H4V120H3ZM29 121H30V120H29ZM81 121H82V120H81ZM81 121H80V122H81ZM224 121H225V120H224ZM236 121H237V120H236ZM245 121H247V120H245ZM9 122H10V119H9ZM34 122H32V123H34ZM55 122H56V121H55ZM7 123H8V122H7ZM32 123H31V125H32ZM86 123H87V122H86ZM88 123H89V122H88ZM91 123H92V120L90 121V124H91ZM1 124H2V123H1ZM1 124H0V125H1ZM49 124H50V123H49ZM54 124H55V125H54ZM54 124H53V127L56 126V127L58 128V126L56 125L57 123H54ZM59 124H60V123H59ZM90 124H86V125H87L88 127L90 126V127H91V130H92V126H93L94 123L91 124V125H90ZM126 124H127V123H126ZM167 124H168V125H167ZM182 124H183V123H182ZM187 124H188V123H187ZM245 124H246V122H245ZM247 124H248V123H247ZM10 125H11V124H10ZM35 125H34V126H35ZM128 125H129V124H128ZM185 125H186V124H185ZM194 125H195V124H194ZM4 126H5V121H4ZM49 126H50V125H49ZM60 126H61V125H60ZM74 126H75V125H74ZM166 126L164 127L163 130H162V128H161V129L158 131V134H159V135H157L158 137H160V133H161V136L164 134V133H162V131L167 130V128L170 129V126L167 127V128H166ZM7 127H8V126H7ZM12 127H13V126H12ZM38 127H39V130H40V125H39ZM44 127H45V126H44ZM47 127H48V125H47ZM51 127H52V126H50L49 129H48V128H45L46 131H47V129L50 131V128H51ZM53 127H52V128H53ZM56 127H55V128H56ZM78 127H79V126H78ZM78 127H77V128H78ZM88 127H87V128H88ZM185 127H186V128H185ZM190 127H189V126H184L183 128L188 129V131H190V130H191V129H189ZM247 127H249V126H247ZM1 128H2V127H1ZM1 128H0V131H2V133H3V134H2V133L0 132V133H1V136H3V135L5 136V137H3V138H4V140H8L7 143H10V141H9V139H6V138H10V140L12 139V137H13V140L17 138L16 133H15V131H16L15 129H12V128L10 127V130L7 131V129L9 128V127H8V128H6V131H3ZM4 128H5V127H4ZM20 128H19V129H20ZM22 128H21V129H22ZM57 128H56V130L53 128V130H51L52 132H51V131H50V132L47 131V132L51 133V135H50L49 133H46V134H48V136L50 135V136L47 138V142L45 141V140H46V138H45L46 136H45V137L43 136V138H45V139L40 138V137L42 136V134H43L42 132H40L39 135H41V136L39 137V139H41V141H42V140L45 141V142H43V141L41 142V143H42V146H44V145H43L44 143H47V144H48V147H49V149H50V145H49V143L52 141L51 138H53V141H55V142L52 141V143H56V144H57V141H56V139H57L56 137H57V136H53L54 133L57 134V133L59 132V131H57ZM79 128H80V127H79ZM115 128H116V127H115ZM130 128H131V130H132V127H130ZM191 128H192V127H191ZM19 129H18V130H19ZM23 129H22V130H23ZM64 129H65V128H64ZM97 129H98L97 126H96V127L93 126V131L95 130L96 133H95V134H92V136H95L96 134L98 135V136L96 135L95 137H93V139L96 138V139H97V142H98V143H99V142L102 143L103 146H104V142H102V140L104 139V140L106 141V143L108 144L107 146H109V147H110V146L114 147L115 145L113 146L112 143L116 144L115 141H116V140L118 141V139L115 140L114 138H112V136H111V131H109V130H110L109 127H107L105 130H101V128H99L98 131H97ZM228 129H229V128H228ZM241 129H243V128H241ZM24 130H26V129H24ZM24 130H23V131H24ZM31 130L33 131V129H31ZM31 130H30V131H31ZM36 130H37V129H36ZM36 130H35V131H36ZM54 130H55L57 133H56ZM62 130H63V129H62ZM68 130H69V129H68ZM91 130H90V131H91ZM111 130H112V129H111ZM134 130H135V129H134ZM161 130H162V131H161ZM234 130H235V129H234ZM23 131L21 132V130H19L21 136H22V134H25V131H24V133H23ZM35 131H34V132H35ZM37 131H38V130H37ZM41 131H42V129H41ZM112 131H114V130H112ZM119 131H120V130H118V132H119ZM167 131L169 132V130H167ZM167 131H166V133H168ZM170 131H171V130H170ZM186 131H187V130H186ZM28 132H29V131H28ZM28 132H27V133H28ZM38 132H39V131H38ZM53 132H54V133H53ZM91 132H92V131H91ZM114 132H115V131H114ZM123 132H124V131H123ZM164 132H165V131H164ZM192 132H193V130H192ZM208 132H209V131H208ZM4 133H5V134H4ZM29 133H30V132H29ZM31 133H33V132H31ZM31 133H30V134H31ZM41 133H42V134H41ZM52 133H53V135H52ZM60 133H61V132H60ZM60 133H59V134H60ZM92 133H93V132H92ZM193 133H194V132H193ZM227 133H228V132H227ZM232 133H233V132H232ZM258 133H259V132H258ZM17 134H18V133H17ZM37 134H38V133H37ZM37 134H36V135H37ZM59 134H57L58 137H59ZM61 134H62V133H61ZM115 134H117V133L115 132ZM169 134H170V133H169ZM171 134H172V133H171ZM213 134H214V133H213ZM252 134H253V133H252ZM18 135H19V134H18ZM28 135H29V134H28ZM125 135H126V134H125ZM1 136H0V139L2 138ZM14 136H15V137H14ZM33 136H34V135H33ZM51 136H53V137H51ZM71 136H72V135H71ZM84 136H85V135H84ZM90 136H91V135H90ZM113 136H115L114 133H113ZM116 136H117V137H115V138H118L119 135L117 134ZM122 136H123V134H121V132H120L121 140H124V138L127 137V136H125V137H122ZM128 136H129V135H128ZM133 136H134V134H133ZM133 136H132V137H133ZM172 136H173V135H172ZM262 136H263V135H262ZM18 137H19V136H18ZM25 137H26V134H25ZM25 137H24V138H25ZM54 137H55L56 139H55ZM69 137H70V136H69ZM150 137H151V136H150ZM154 137H155V136H154ZM169 137H171V135H170ZM210 137H211V136H210ZM258 137H259V136H258ZM27 138H28V136L26 137V139H27ZM36 138H37V137H36ZM101 138H103V139L101 140ZM128 138H129V137H128ZM134 138H135V136H134ZM134 138H133V140H134ZM155 138H156V137H155ZM164 138H165V137H164ZM171 138H172V137H171ZM171 138H170V140H171ZM261 138H263V137H261ZM39 139H38V140H39ZM48 139H50V142H49ZM54 139H55V140H54ZM71 139L73 140V136L71 137ZM71 139H70V140H71ZM96 139H94V140H96ZM126 139H127V138H126ZM135 139H136V138H135ZM137 139H138V137H137ZM140 139H141V138H140ZM140 139H139V140H140ZM150 139H151V138H150ZM13 140H12V141H13ZM38 140H37V141H38ZM57 140H58V139H57ZM72 140H71V142H70V143H71L70 145H71V146H74L75 148L78 147V148L80 149L81 145H80V146L77 145V144H80V143H78L79 141L77 142V138L74 139V140L77 142V143H75L76 145H72V144H74V142H75V141L72 142ZM88 140H89V139H88ZM114 140H115V141H114ZM129 140H130V139H129ZM129 140H126L127 143H126L125 141H122V143H119V141H118V143H119V144L126 143L127 146H128V145H130V142H129V144H128V141H129ZM146 140H148V138H147ZM152 140H154V138H153ZM173 140H174V139H173ZM254 140H255V139H254ZM258 140H260V139L258 138ZM134 141H136V140H134ZM141 141H142V140H141ZM141 141H140V142H141ZM144 141H145V140H144ZM144 141H143V142H144ZM14 142H15V141H14ZM48 142H49V143H48ZM80 142H81V141H80ZM91 142H92V141H91ZM111 142H112V143H111ZM131 142H132V140H131ZM140 142H139V143H140ZM143 142H142V144H143ZM156 142H157V141H156ZM211 142H212V141H211ZM16 143H17V142H16ZM38 143H39V142H38ZM41 143H40V145H41ZM52 143H50V144H51V147H53L54 145H55L54 148H57V147H58V146H56V144H53V146H52ZM92 143H93V142H92ZM92 143H91V145H93V148H95V147H94V144H96V143H94V144H92ZM100 143H99V144H100ZM135 143H136V142H135ZM135 143H134V144H135ZM145 143H147V141H146ZM153 143H154V142H153ZM153 143H152V144H153ZM212 143H213V142H212ZM263 143H264V142H263ZM5 144H6V142H5ZM58 144H60V142H59ZM81 144H83V141H82ZM99 144H98V145H99ZM110 144H112V145H110ZM126 144H124V146L127 148ZM132 144H133V143H132ZM132 144H131V145H132ZM147 144H148V146H149V145L151 144V140H150V142H148ZM147 144H146V145H147ZM155 144H156V143H155ZM159 144H160V143H159ZM45 145H46V144H45ZM67 145H68V143H67ZM70 145H69V146H70ZM91 145H90V146H91ZM146 145H142V146L145 147ZM5 146H6V145H4V147H5ZM42 146H41V147H42ZM46 146H47V145H46ZM69 146H68V149L70 150L71 147H69ZM82 146H83V145H82ZM84 146H85V144H84ZM99 146H100V145H99ZM117 146H118V148H117V149L115 148L116 151L119 149V145H118V144L116 145V147H117ZM132 146H133V145H132ZM132 146H130V147L132 148ZM153 146H154V145H153ZM153 146L150 145V146H149L150 149H151V147L153 148ZM163 146H164V145H163ZM163 146H162V147H163ZM64 147H66V149H65ZM87 147H88V146H87ZM96 147H98V146H96ZM109 147H108V148H109ZM122 147H123V146H122ZM125 147H123V149H124ZM137 147H138V146H137ZM139 147H140V146H139ZM139 147H138V148H139ZM143 147H140V148H143ZM156 147H157V146H156ZM156 147L154 146V148H156ZM187 147H190V146H187ZM75 148H74V150H73L74 152L71 154L72 156H70V158L68 159V157H69V155H68V157H64L63 160H64L65 158H67V159H68V162L72 164V162L74 161V159H75V160L77 159V155L75 154V150L78 151V150H77L78 148H77V149H75ZM106 148H107V147H106ZM106 148H105V149H106ZM108 148H107V149H108ZM131 148L128 147V149H131ZM133 148H135V147H133ZM145 148H146V147H145ZM154 148H153V149H154ZM157 148H158V147H157ZM194 148H195V147H194ZM1 149H2V145H0V152H2ZM44 149H46V147H45ZM44 149H43V147H42V150H44ZM47 149H48V148H47ZM47 149H46V150H47ZM57 149L60 150V152H61L63 149H64V150H67V146H66V144H65V146H63V148H61V145H60V147H58ZM61 149H62V150H61ZM71 149H73V148H71ZM83 149H84V147H83ZM95 149H96V148H95ZM110 149H113V148L110 147ZM110 149H109V150H110ZM115 149H114V150H115ZM123 149H121V150H123ZM161 149H163V148H161ZM177 149H178V148H177ZM6 150H7V149H6ZM6 150H5V151H6ZM9 150H10V149H9ZM9 150H8V151H9ZM16 150H17V149H16ZM39 150H40V148H39ZM58 150H56V151H58ZM69 150H68V151H69ZM80 150L82 151V148H81ZM80 150H79V151H80ZM90 150H92V148H90ZM119 150H120V149H119ZM119 150H118V151H119ZM131 150H133V149H131ZM131 150H129V151H131ZM138 150H139V149H138ZM142 150H143V149H140V150H139L140 153L137 152V148H136V150H134V151H136L135 153H137V154L139 155V154H143V153H144V152H143L144 150H143V151H142ZM146 150H147V148H146ZM155 150H157V149H155ZM165 150H166V149H165ZM193 150H194V149H193ZM5 151H3V152L5 153ZM47 151H48V150H47ZM52 151H53V150H52ZM52 151H51V152H52ZM68 151H66V152L68 153ZM70 151H71V150H70ZM101 151H102V150H101ZM101 151H100V153L102 154ZM106 151H108V150H105V153H106ZM134 151H133V152L131 151V152L134 153ZM141 151H142V152H141ZM147 151H148V150H147ZM153 151H154V150H153ZM158 151H159V150H158ZM162 151H163V150H162ZM190 151H191V150H190ZM3 152H2V154H4ZM60 152L58 151L57 153L59 154ZM66 152H65V151L63 152V151H62V152H61L62 154H60V155L63 156V154H64V155L67 154ZM71 152H72V151H71ZM82 152H83V151H82ZM87 152H88V151H87ZM92 152L94 153L95 150H94V151L92 150ZM108 152H109V153H111V152L113 153V151H111V152L108 151ZM131 152H130L129 154H131ZM149 152H151V151L149 150ZM191 152H192V151H191ZM193 152H194V151H193ZM193 152H192V153H193ZM36 153H37V152H36ZM38 153H40V152H38ZM41 153H42V152H41ZM45 153H46V152H45ZM52 153H53V152H52ZM98 153H99V152H98ZM98 153H95L96 157L94 156V157L96 158V160H97V158H98ZM100 153H99V154H100ZM112 153H111V154H112ZM125 153H126V152H125ZM188 153L190 154V152H188ZM195 153H196V152H195ZM195 153H193V154H195ZM14 154H15V152L13 153V156L15 157ZM43 154H44V152L42 153V156H41V155H38V157H39L40 159H41V157H42L41 160H43L44 164H46L47 162L44 161V160H45V157H44V159H43ZM73 154H74L76 157H75ZM88 154H89V153H88ZM101 154H100L99 157L103 158V157H104V148H103V157L101 156ZM116 154H117V157H116V156L114 157L115 159L113 160V162L116 161V164H117L118 161H119V162L122 161L121 159H120V160L118 159V158L122 157V155H119L120 152H119V154H118V153H116ZM127 154H128V153H127ZM129 154H128V155H129ZM146 154H148V153L146 152ZM158 154H159V153H158ZM235 154H236V153H235ZM240 154H241V153H240ZM0 155H1V154H0ZM46 155H47V154H46ZM48 155H49V154H48ZM56 155H57V154H56ZM60 155H58L57 157H59ZM114 155H115V152H114ZM135 155H136V154H135ZM135 155H133L132 157H131V155H130V160H131V159L134 160V159H135V157H134ZM138 155H137V156H138ZM152 155H153V154H152ZM187 155H188V154H187ZM17 156H18V155H17ZM62 156H61V158H62ZM79 156H80V155H79ZM110 156L113 157L112 155H110ZM139 156H140V155H139ZM147 156H148V155H147ZM147 156H146V159H149V158H148L149 156H148V157H147ZM192 156L194 157V155H191V159L193 158ZM198 156H199V154L197 153V157H198ZM205 156H206V155H205ZM208 156H209V155H208ZM14 157H13L12 161H11V158H10V160H9V161L12 162L11 165L13 164V166H14V163H16V165L18 164V166H19V165H20V162H21L22 160L20 161V160L17 159V157H15L16 160L19 161V163H17L18 161L15 162V158H14ZM22 157H23V156H22ZM49 157H52V156H49ZM53 157H54V156H53ZM55 157H56V156H55ZM57 157H56V158H57ZM71 157H75V158H73V160L69 161V160L71 159ZM82 157H83V156H82ZM82 157H81V158H82ZM108 157H109V156H108ZM142 157H143V156L141 155V157H138V158H141V159H142ZM155 157H156V156H155ZM170 157L172 158V156H170ZM174 157L176 158V155H175ZM189 157H190V156H189ZM23 158H24V157H23ZM23 158H22V159H23ZM39 158H38V159H39ZM46 158H47V157H46ZM95 158H94V160H95ZM101 158H98V160L100 161ZM138 158L136 159V161L138 160ZM153 158H154V156H153ZM195 158H196V157H195ZM198 158H199V157H198ZM200 158H201V157H200ZM29 159H30V157H29ZM29 159H28V160H29ZM48 159H50V158H48ZM82 159H85V158H82ZM90 159H91V157H90ZM116 159H118V161H117ZM124 159H125V158H123V160H124ZM151 159H152V157H151ZM151 159H149V162H150ZM157 159H158V157H156V160H157ZM187 159H189V158H187ZM209 159H210V158H209ZM225 159H227V158H225ZM4 160H5V159H4ZM54 160H55V158H54ZM57 160H58V159L55 160V163H56V164H55L54 162H50L49 160H47V161H49L50 164L52 163V165H57V167H58V166H59V167L62 166V165H61V162H64V161H65V160L63 161V160L60 159L61 161L59 162V163H60V164H59V163L57 162ZM103 160H105V159H103ZM103 160H101V162H102ZM107 160H108V159H107ZM127 160H128V159H127ZM130 160L125 161V163H126V162L128 163ZM143 160H144V159H143ZM153 160H155V159H153ZM170 160H171V159H170ZM178 160H179V159H178ZM196 160H197V159H196ZM205 160H206V159H205ZM261 160L263 161L262 158H261ZM13 161H14V163H13ZM29 161H30V160H29ZM58 161H59V160H58ZM66 161H67V160H66ZM76 161H77V160H76ZM76 161H74L75 164H77V163L79 162V161H77V162H76ZM80 161H81V160H80ZM83 161H84V160H83ZM83 161H81V162H82V163H81V167H80V165H79L80 168H82V166H83L82 164H84V162H85V161H84V162H83ZM88 161H89V160H88ZM146 161L148 162V160H146ZM151 161H152V160H151ZM168 161H169V160H168ZM192 161H193V160H192ZM202 161H203V160H199V162H201V163H202ZM257 161L259 162V159H258ZM35 162H36V161H35ZM90 162L93 163L92 160H91ZM90 162H88V163H90ZM103 162L105 163V161H103ZM106 162H107V161H106ZM109 162H110V161H109ZM109 162H108V163H109ZM119 162H118V163H119ZM131 162H133V161H131ZM154 162H156V161H153V162H150V163L153 164ZM193 162H195V160H194ZM197 162H198V160H197ZM258 162H257V164H258ZM260 162H261V161H260ZM0 163H1V161H0ZM9 163H10V162H9ZM9 163H8V164H9ZM36 163H38V162H36ZM64 163H65V162H64ZM64 163H63V164H64ZM69 163H68V164H69ZM110 163H111V162H110ZM133 163H134V162H133ZM141 163H142V162H141ZM185 163H186V162H185ZM190 163H191V162H190ZM201 163H200V164H201ZM203 163H204V162H203ZM208 163H209V161L207 162V164H208ZM226 163H227V162H226ZM21 164H23V161L21 162ZM50 164H48L49 166H48V168H46L47 166L45 167V165L43 166L42 163H41V165H42V166H41V168H42L41 171H42V172H41V171H40V172H41L42 175H43V171L46 173V171H47V172L49 171V170H47V169H51V170H52V174L50 173L49 175H46V174H47V173H46V174H44L43 177L46 176V178H47V176H48V177H51V179H52L53 174H54V173H53L54 170H53L52 168L55 167V166H51V167H52V168H51V167H50ZM66 164H67V163H66ZM68 164H67V165H68ZM71 164H70V165H71ZM78 164H79V163H78ZM119 164L121 165L122 163H119ZM119 164H117V165H119ZM129 164H131V163H129ZM129 164H128V165H129ZM134 164H135V163H134ZM134 164H133V166H134ZM137 164H138V163H137ZM142 164H143V163H142ZM183 164H184V163H183ZM187 164H188V163H187ZM196 164H198V163H196ZM209 164L211 165V163H209ZM252 164H253V163H252ZM73 165H74V164H73ZM85 165H86V164H85ZM103 165H104V164H103ZM110 165H111V164H110ZM120 165H119V166H120ZM123 165H125V164H123ZM148 165H149V168H150L151 170H153V168L150 167V164H148ZM153 165H155V164H153ZM158 165H159V163H158ZM161 165H162V164H161ZM179 165H180V164H179ZM198 165H199V164H198ZM198 165H197V166H198ZM204 165H205V164H204ZM9 166H10V165H9ZM9 166H8V167H9ZM33 166H36V165H33ZM33 166H30V167H33ZM86 166H87V165H86ZM93 166H94V168L91 167V170H92V169L95 170V161H94ZM96 166L99 167L98 164H97ZM104 166H105V165H104ZM104 166H103V167H104ZM106 166H107V165H106ZM112 166H113V167H112ZM126 166H127V164H126ZM131 166H132V165H131ZM151 166H152V165H151ZM190 166H191V165H190ZM199 166H200V165H199ZM212 166H213V165H212ZM238 166H239V165H238ZM14 167H15V166H14ZM21 167L24 168V167H25L24 164H23ZM36 167H37V166H36ZM39 167H40V166H39ZM44 167H45V168H44ZM59 167H58V168H59ZM62 167H63V166H62ZM62 167H60L58 170L64 168V167H63V168H62ZM65 167H66V168H68V167H72V165H71V166L68 165V167L65 165ZM87 167H89V166H87ZM97 167H96V168H97ZM111 167L114 168V163H113V165H111ZM115 167H116L115 169L117 170L118 167H117L116 165H115ZM120 167H121V166H120ZM120 167H119V168H120ZM123 167H124V166H123ZM123 167H122V168H123ZM127 167H128V166H127ZM204 167H205V166H204ZM15 168H16V167H15ZM23 168H22V171H23V172H21V173H24L23 175H25V172L27 173V171L25 170L26 167H25V169H23ZM27 168H28V167H27ZM73 168H74V166H73ZM75 168H77V167H75ZM75 168H74V169H75ZM85 168H86V167H85ZM89 168H90V167H89ZM89 168H88V170H85L84 173H86V174H83V175H85V177H86L87 173H88V175H89ZM106 168H107V167H106ZM112 168H110V169H112ZM122 168H121V169H122ZM129 168H130V167H129ZM129 168H128V169H129ZM140 168H141V167H140ZM140 168H139V169H140ZM194 168H195V167H194ZM20 169H21V168H20ZM20 169H19V170H20ZM33 169H34V168H33ZM44 169H45V170H44ZM55 169H56V167H55ZM103 169H104V168H103ZM115 169H114L110 174H109V170H108V172H106L107 175L109 174L110 177H111V174H112V173L114 174ZM143 169H144V168H143ZM208 169H209V168H208ZM247 169H248V168H247ZM10 170H11V168H10ZM19 170H18V171H19ZM77 170H78V168H77ZM93 170H92V172L94 173V176H93V173H92L91 177L87 175V177H89V180H90V181L88 180V182H91V183L93 182L92 184H91V183H89V184H91V185L94 186V185H96L97 183H99L100 180L103 181V182L105 183L104 180H105V177H106V176L104 175V176L102 177L101 174H104V172H105L106 169H104V170H103L104 172L101 173V174H100V172H102L101 167H100V170H101V171H98V170H99L98 168L96 169V170L98 171V173H97L96 170H95V171H93ZM125 170H126V169H125ZM129 170H130V169H129ZM129 170H128V171H129ZM131 170H132V169H131ZM245 170H246V169H245ZM66 171H67V170H66ZM83 171H84V166H83L81 172H80V169H79V173H80V175H82V172H83ZM106 171H107V170H106ZM120 171H121V170H120ZM145 171H146V169H145ZM190 171H191V170H190ZM239 171H240V170H239ZM247 171H249V170H247ZM253 171H254V170H253ZM6 172H7L6 175L9 174V175H8V178H9V176H11V175H10V173H9L8 171H6ZM11 172H12V171H11ZM40 172H39V174H40ZM49 172H50V171H49ZM49 172H48V173H49ZM63 172H64V171H63ZM71 172H72V171H71ZM134 172H135V167H134ZM143 172H144V171H143ZM157 172H158V171H157ZM157 172H156V173H157ZM2 173H3V172H2ZM21 173L19 172V175H20ZM106 173H105V174H106ZM117 173H118V172H117ZM122 173H123V171H122ZM154 173H155V172H154ZM161 173H162V172H161ZM238 173H239V172H238ZM259 173H260V171H259ZM36 174H37V172H36ZM90 174H91V173H90ZM96 174H97V175H96ZM113 174H112V177H111V178H113L114 175H116V174H114V175H113ZM123 174H126V173H123ZM127 174H129V173H127ZM130 174H131V172H130ZM145 174H146V173H145ZM162 174L164 175V173H162ZM263 174H264V173H263ZM15 175H16V173H15ZM28 175H29V174H28ZM42 175H41V176H42ZM61 175H62V177H63V175L65 176V172H64L63 174H61ZM117 175H120V174L118 173ZM132 175H133V174H132ZM132 175H130V176H132ZM134 175L136 176V174H134ZM150 175H153V173L150 172ZM150 175H149V178L151 177ZM154 175H155V174H154ZM158 175H159V174H158ZM242 175H243V174H242ZM242 175H241V176H242ZM1 176H2V175H1ZM13 176H14V175H13ZM36 176H37V175H36ZM75 176H76V174H75ZM127 176H129V175H127ZM130 176H129V177H130ZM140 176H141V174H140ZM145 176H146V179H147V178H148V177H147V174H146ZM159 176H160V175H159ZM241 176L239 177V179L241 178ZM78 177H79V179H77V178L75 177V179H73L72 181H75V182H78V181H79V182H80V180L85 181V180L87 179V178L85 179L84 176H83L84 179L82 178V176H81V177L78 176ZM108 177H109V176L106 177V180H107ZM117 177H118V176H117ZM121 177H122V176H121ZM125 177H126V176H124V178H125ZM129 177H126V178H128V180L131 181V179H130ZM8 178H7V179H8ZM10 178H11V177H10ZM27 178H28V177H27ZM102 178H104V179L102 180ZM119 178H120V177H119ZM149 178H148V179H149ZM152 178H154V177H152ZM152 178H150V179H152ZM155 178H156V177H155ZM155 178L153 179L154 182H160V180H162V178L159 179L158 176H157L158 179H155ZM163 178H165V177H163ZM206 178H207V177H206ZM226 178H227V177H226ZM251 178H252V176H251ZM261 178H262V177H261ZM263 178H264V177H263ZM263 178H262V180H263ZM29 179H30V178H29ZM41 179H42V178H41ZM49 179H50V178H49ZM62 179H65V181H67V179H69V178H68V177H65V178L63 177ZM70 179H71V178H70ZM70 179H69V180H70ZM142 179H143V178H142ZM142 179H141V181H144V179H143V180H142ZM150 179H149V181L147 180L148 183L150 182ZM246 179H247V178H246ZM255 179H256V178H255ZM257 179H258V178H257ZM19 180H20V179H19ZM53 180H54V179H53ZM111 180H112V179H111ZM114 180H116V179H114ZM153 180H151L152 183H153ZM163 180H164V179H163ZM211 180H212V179H211ZM14 181H15V180H14ZM20 181H21V180H20ZM28 181H29V180H27V182H28ZM63 181H64V180H63ZM65 181H64V182H65ZM116 181H118V180H116ZM120 181H121V183H124V182L127 181V180L124 179L123 182H122V180H120ZM120 181H118L119 184H120ZM137 181H139V178H138V177H137ZM246 181H247V180H246ZM21 182H24V181H21ZM49 182H50V181H49ZM86 182H87V180H86ZM86 182H84V184H86ZM88 182H87V185H88ZM103 182H102V183H99V184H97V185H100V184L105 185V184H103ZM106 182H107V181H106ZM110 182H111V181H110ZM127 182H128V184H129V181H127ZM127 182H126V185H128ZM133 182H134V180H133ZM162 182L164 183L165 181H162ZM208 182H209V181H208ZM241 182H242V181H241ZM29 183H30V181H29ZM80 183H83V182H80ZM112 183H113V182H112ZM114 183H115V182H114ZM143 183H144V182H143ZM143 183H141V184H143ZM145 183H146V182H145ZM145 183H144V184H145ZM152 183H151V184H152ZM239 183H240V182H239ZM6 184H7V183H6ZM9 184H10V183H9ZM62 184H63V183H62ZM110 184H111V183H110ZM131 184H132V181H131ZM139 184H140V183H139ZM141 184H140V185H141ZM149 184H150V183H149ZM149 184H148V185H149ZM151 184H150L149 186H147V187L150 188V187H151ZM153 184H154V183H153ZM153 184H152V185H153ZM155 184H156V183H155ZM155 184H154V185H155ZM159 184L161 185L162 183H159ZM159 184H158V185H159ZM7 185H8V184H7ZM63 185H64V184H63ZM66 185H67L68 187H67ZM116 185H117V184H115L114 187H116ZM122 185H123V184H120V185H118V186H121V187H122ZM124 185H125V183H124ZM129 185H130V184H129ZM132 185H133V188H134V187L136 188L135 183H133ZM132 185H131V186H132ZM136 185H137V184H136ZM140 185H138V186H140ZM156 185H157V184H156ZM156 185H155V186H156ZM1 186H2V185H1ZM1 186H0V187H1ZM64 186L66 187V189H64V190H59V188H57V186H53V187H52V188H54V192H56V194H58L59 197L61 196L60 198H62V196H64V195H68V194H69V191H70L71 188L73 187V185H71V184H70V187H69V185L67 184V182L65 183ZM131 186H130V187H131ZM143 186H144V185H143ZM193 186H194V185H193ZM3 187H4V185H3ZM11 187H12V186H11ZM45 187H46V186H45ZM48 187H49V186H48ZM58 187H60V186H58ZM94 187H95V186H94ZM94 187H93V188H94ZM97 187L99 188V186H96L94 189H96ZM106 187H107V186H106ZM121 187H120V188H121ZM147 187H146V188H147ZM157 187H159V186H157ZM33 188H34V187H33ZM63 188H64V187H63ZM68 188H69L70 190H69ZM76 188H77V187H76ZM89 188H90L89 190L92 191V186H91V187L89 186ZM102 188H104V187L102 186ZM141 188H142L143 196L146 195L145 192L143 191V189L145 190L146 188H143V187H141V186H140V188L138 187V189H141ZM192 188H193V187H192ZM213 188H214V187H213ZM12 189H13V188H12ZM100 189H101V186H100L99 190H100ZM113 189H115V188H112V190H113ZM118 189H119V188H118ZM118 189H117V191H118ZM150 189L152 190L153 187L150 188ZM6 190H7V189H6ZM48 190H49V188H48ZM50 190H51V189H50ZM74 190H75V189H74ZM89 190H88V192H90ZM101 190H102V189H101ZM129 190H130V189H129ZM146 190H149V189H146ZM146 190H145V191H146ZM193 190H194V189H193ZM76 191H77V190H76ZM86 191H87V190H86ZM104 191H105V190H104ZM187 191H188V190H187ZM196 191H197V190H196ZM202 191H203V190H201V193H202ZM208 191H209V190H208ZM71 192H72V191H71ZM88 192H87V193H88ZM92 192H93V191H92ZM96 192H97V191H96ZM112 192H113V191H112ZM120 192H122V189H121ZM134 192H135V191H134ZM138 192H140V191L138 190ZM142 192H141V193H142ZM147 192H148V191H147ZM147 192H146V193H147ZM170 192H171V191H170ZM172 192H173V191H172ZM16 193H17V192H16ZM33 193H34V192H33ZM78 193H79V192H78ZM82 193H83V192H82ZM82 193H81L80 195H78V196H79V197L81 196V197H83V199H84V195H83ZM84 193H85V192H84ZM117 193H119V192H117ZM19 194H20V193H19ZM47 194H48V192H47ZM53 194H54V193H53ZM75 194H76V193H75ZM75 194H74V195H75ZM91 194H92V193H91ZM91 194H90V195H91ZM115 194H116V193H115ZM119 194H120V193H119ZM119 194L116 195V196H120ZM129 194H130V193H129ZM151 194H152V193H150V196H149V194H147L148 197L151 198ZM164 194H165V193H164ZM170 194H172V193H170ZM194 194H196V193H194ZM14 195H15V194H14ZM99 195L101 196L102 194L99 193ZM127 195H128V194H127ZM161 195H162V194H161ZM179 195H180V194H179ZM179 195H178L177 197H180ZM181 195H182V194H181ZM75 196H76V198H77V195H75ZM102 196H103V195H102ZM131 196H132V195H131ZM165 196L168 197L169 194H165V195H164V200H163V202H165V204L162 202V203L164 204V206H166V203H167V201H166V199H165V198H166ZM174 196H176V195H174ZM174 196H172V195L169 196V199H167V200H168V201H171V200H172V201L169 202V203H172L173 201L175 202V197H174ZM198 196H199V195H198ZM54 197H55V196H54ZM86 197H87V196H86ZM177 197H176V200H177ZM193 197H194V196H193ZM212 197H213V196H212ZM7 198H8V197H7ZM33 198H34V197H33ZM39 198H40V197H39ZM43 198H44V197H43ZM65 198H66V197H65ZM71 198L73 199V197H70V196H69L68 199L72 200ZM93 198H94V196H93ZM107 198H108V197H107ZM123 198H124V197H123ZM181 198H182V196H181ZM62 199H63V198H62ZM62 199H61V200H62ZM66 199H67V198H66ZM77 199H78V198H77ZM91 199H92V198H91ZM114 199H115V198H114ZM173 199H174V200H173ZM178 199H180V198H178ZM51 200H52V199H51ZM54 200H55V199H54ZM73 200H74V199H73ZM81 200H82V199H81ZM88 200H89V199H88ZM92 200H94V199H92ZM109 200H110V199H109ZM144 200H145V199H144ZM180 200H181V199H180ZM180 200H177V201L180 202ZM10 201H11V200H10ZM17 201H18V200H17ZM57 201H58V200H57ZM57 201H56V202H57ZM68 201H69V200H68ZM82 201H83V200H82ZM107 201H108V200H107ZM51 202H52V201H51ZM86 202H88V201L86 200ZM195 202H196V201H195ZM20 203H21V202H20ZM76 203H77V202H76ZM81 203H83V202H81ZM128 203H129V201H128ZM177 203H178V202H177ZM217 203L220 204L219 201H218ZM217 203H216V204H217ZM229 203H230V202H229ZM17 204H19V203H17ZM53 204H54V203H53ZM57 204H58V202H57ZM78 204H79V203H78ZM125 204H126V203H125ZM155 204H156V203H155ZM202 204H203V202H202ZM202 204H201V205L199 204L200 207H201V206L203 207L202 210H203L204 208H205V210H207L208 207L206 208V207H204V204H203V205H202ZM222 204H223V203H222ZM226 204H228V202H227ZM45 205H46V204H45ZM63 205H64V204H63ZM70 205H71V204H70ZM157 205H158V204H157ZM167 205H168V204H167ZM170 205H171V204H170ZM172 205H173V204H172ZM172 205H171V206H172ZM174 205H175V203H174ZM177 205H178V204H177ZM210 205H211V204H210ZM214 205H215V204H214ZM223 205H224V204H223ZM230 205H231V203H230ZM252 205H253V204H252ZM46 206H47V205H46ZM58 206H59V205H58ZM77 206H78V205H76V208H77ZM114 206H115V205H114ZM145 206H146V205H145ZM162 206H163V205H162ZM164 206H163V207H164ZM191 206H192V205H191ZM196 206H197V204H196ZM205 206H207V205H205ZM217 206H220V205H217ZM217 206H214V207H217ZM231 206H232V209H233V205H231ZM49 207H51V205H50ZM65 207H66V210H68V211H69V209L71 208V207L69 208V207H67V206H65ZM107 207H108V206H107ZM115 207H116V206H115ZM166 207H167V206H166ZM168 207H169V206H168ZM194 207H195V206H194ZM200 207H199V208L197 207V209H200ZM220 207H222V205H221ZM227 207H228V206H227ZM227 207H226V205H225V208H227ZM234 207H235V206H234ZM51 208H52V207H51ZM51 208H50V209H51ZM53 208H54V207H53ZM53 208H52V210H53ZM63 208H64V207H63ZM67 208H69V209H67ZM76 208H75V206H74V208L72 207V209H74V213H75V209H76ZM113 208H114V207H113ZM173 208H175V207H173ZM218 208H219V207H217V209H218ZM228 208H231V207H228ZM61 209H62V208H61ZM72 209H70V210L72 211ZM170 209H172V207H171ZM219 209H220V208H219ZM76 210H77V209H76ZM109 210H110V209H109ZM116 210H117V207H116ZM205 210H204V211H205ZM228 210H229V209H228ZM49 211H50V210H49ZM165 211H166V210H165ZM190 211H191V210H190ZM249 211H250V210H249ZM72 212H73V211H72ZM76 212H77V211H76ZM79 212H80V211H79ZM114 212H115V209H114ZM116 212H117V211H116ZM116 212H115V213H116ZM223 212H224V211H223ZM51 213H52V212H51ZM70 213H71V212H70ZM110 213H112V212H110ZM115 213H114V214H115ZM117 213H118V212H117ZM117 213H116V214H117ZM166 213H167V212H166ZM230 213H231V212H229V214H230ZM234 213H235V212H234ZM48 214H49V213H48ZM204 214H205V213H204ZM239 214H240V213H239ZM75 215H76V213H75ZM235 215H236V214H235ZM255 215H256V214H255ZM48 216H49V215H48ZM67 216H68V215H67ZM77 216H78V215H77ZM77 216H76V217H77ZM254 217H255V216H254ZM69 218H71V216H69ZM78 218H80V217H78ZM78 218H77V223H78ZM239 218H240V217H239ZM46 219H47V218H46ZM72 219H74V218H72ZM237 219H238V218H235V219L233 218L232 221H233V220H237ZM242 219H243V218H242ZM23 220H24V219H23ZM223 220H224V219H223ZM225 221H226V220H225ZM225 221H224V222H225ZM65 222H67V221H65ZM69 222H70V221H69ZM173 222H174V221H173ZM32 223H33V222H32ZM37 223H38V221H37ZM248 223H249V222H248ZM259 223H260V222H259ZM57 224H58V223H57ZM146 224H147V223H146ZM219 224H220V223H219ZM69 225H70V224H69ZM71 225H72V224H71ZM246 225H247V224H246ZM172 226H173V224H172ZM175 226H176V225H175ZM175 226H174V227H175ZM69 227H70V226H69ZM69 227H68V228H69ZM161 227H163V226H161ZM166 227H167V225L164 227V229H162V228L160 229V228H159L160 230H162L161 232L158 230V232L161 233V234H159V235H161V240H162V242L165 241L166 238H169V236L167 237V234H168L167 232H168L169 228H167V229H168V230H167ZM174 227H173V228H174ZM60 228H61V227H60ZM70 228H71V227H70ZM72 228H73V229H70V230H74V227H72ZM173 228H172V229L170 228V229L173 231ZM177 228H178V227H177ZM143 229L146 231V229H145L144 227H143ZM143 229H142V230H143ZM174 229L176 230V228H174ZM190 229H191V232H192V231H193L192 228H190ZM34 230H35V229H34ZM123 230H124V229H123ZM123 230H122V231H123ZM139 230H140V229H139ZM149 230H150V229H149ZM149 230H148V231H149ZM171 230H170V231H171ZM179 230H180V229H179ZM13 231H14V230H13ZM47 231H48V230H47ZM75 231H76V230H75ZM148 231H147V232H148ZM156 231H157V230H156ZM170 231H169V232H170ZM188 231H189V230H188ZM206 231H207V230H206ZM228 231H229V230H228ZM133 232H134V231H133ZM147 232H146V233H147ZM174 232H175V231H174ZM174 232H173V233H174ZM186 232H187V231H186ZM193 232H195V230H194ZM66 233H67V232H66ZM66 233H65V234H66ZM82 233H83V232H82ZM136 233H137V232H136ZM136 233H135V234H136ZM153 233H154V232H153ZM200 233H201V232H200ZM205 233H206V232H205ZM231 233H232V235L234 234L233 232H231ZM4 234H6V233H4ZM35 234H36V233H35ZM40 234H41V233H40ZM142 234H143V233H142ZM148 234H149V233H148ZM154 234H155V233H154ZM178 234H179V233H178ZM194 234H195V233H193V235H194ZM201 234H202V233H201ZM176 235H177V234H176ZM198 235H200V234H198ZM230 235H231V234H230ZM68 236H69V235H68ZM70 236H71V235H70ZM196 236H197V234H196ZM50 237H51V236H50ZM50 237H49V239H50ZM86 237H87V235H86ZM113 237H114V236H113ZM149 237H150V236H149ZM200 237L203 238L201 235H200ZM206 237H207V236H206ZM206 237H205V239H206ZM43 238H44V237H43ZM45 238H46V237H45ZM60 238H61V237H60ZM67 238H68V237H67ZM67 238H66V239H67ZM116 238H117V237H116ZM228 238H229V237H228ZM51 239H52V238H51ZM99 239H101V237H100ZM102 239H103V238H102ZM145 239H146V238H145ZM203 239H204V238H203ZM205 239H204V240H205ZM46 240H47V239H46ZM142 240H143V239H142ZM142 240H141V241H142ZM178 240H179V239H178ZM191 240H192V239H191ZM198 240H200V239L198 238ZM204 240H203V241L200 240V241H198V242H200V244H201V242H202V243L204 242V244H205L206 241H204ZM208 240H209V239H208ZM228 240H229V239H228ZM11 241H12V240H11ZM121 241H122V240H121ZM138 241H139V239H138ZM248 241H249V240H248ZM104 242H105V241H104ZM122 242H123V241H122ZM145 242H147V241H145ZM154 242H156V241L154 240ZM194 242H195V241H194ZM233 242H234V241H233ZM65 243H66V242H65ZM100 243H101V241H100ZM143 243H144V242H143ZM156 243H157V245H158V242H156ZM166 243L168 244V241H167ZM166 243H165V245H166ZM196 243H197V242H196ZM230 243H231V242H230ZM256 243H257V242H256ZM145 244H146V243H145ZM162 244H163V243H162ZM237 244H238V243H237ZM237 244H236V245H237ZM242 244H243V243H241V245H242ZM249 244H250V243H249ZM5 245H6V244H5ZM17 245H18V244H17ZM149 245H150V244H149ZM171 245H173V244H171ZM202 245H203V244H202ZM238 245H239V244H238ZM107 246H108V245H107ZM161 246L163 247V245H161ZM194 246H195V245H194ZM197 246H199V245H197ZM247 246H248V245H247ZM247 246H246V247H247ZM250 246H251V244H250ZM19 247H20V246H19ZM87 247H88V246H87ZM152 247H153V246H152ZM155 247H156V245H155ZM162 247H161L160 249H162ZM172 247H173V246H172ZM200 247H201V246H200ZM204 247H205V246H203V248H204ZM241 247H242V246H241ZM14 248H15V247H14ZM18 249H19V248H18ZM90 249H91V248H90ZM149 249H150V247H149ZM168 249H169V248H168ZM201 249H202V248H201ZM201 249H200V250H201ZM245 249H246V248H245ZM14 250H15V249H14ZM157 250H158V249H157ZM239 250H240V249H239ZM20 251H21V250H20ZM87 251H88V250H87ZM119 251H120V250H119ZM122 251H123V250H122ZM127 251H128V250H127ZM137 251H138V250H137ZM155 251H156V250H155ZM158 251H161V250H158ZM163 251H164V249H163ZM241 251H242V250H241ZM12 252H14V251H12ZM233 252H234V251H233ZM3 253H4V252H3ZM10 253H11V252H10ZM16 253H17V251H16ZM18 253H19V252H18ZM24 253H26V252H24ZM32 253H33V252H32ZM80 253H81V252H80ZM83 253H84V252H83ZM91 253H92V252H91ZM159 253H160V252H159ZM208 253H209V252H208ZM243 253H244V252H243ZM243 253H242V256H243ZM251 253H253V252L251 251ZM12 254H13V253H12ZM22 254H23V253H22ZM214 254H215V253H214ZM236 254H237V253H236ZM236 254H235V255H236ZM3 255H4V254H3ZM163 255H164V254H163ZM178 255H179V254H178ZM178 255H177V256H178ZM237 255H239V254H237ZM11 256H12V255H11ZM247 256H248V255H247ZM259 256H260V255H259ZM52 257H53V256H52ZM179 257H180V256H179ZM181 257H182V256H181ZM239 257H240V256H239ZM239 257H238V259H241V258H239ZM263 257H264V255L261 254V256H260L259 258L264 259ZM173 258H175V257H173ZM201 258H202V257H201ZM242 258H244V257H242ZM25 259H26V258H25ZM198 259H199V258H198ZM218 259H219V258H218ZM220 259H221V258H220ZM238 259H237V256H236V261H237ZM244 259H245V258H244ZM244 259H241L242 261L238 260V262L240 261L241 264H242V263H243V264H248V262L246 261V259H245V261L243 262ZM10 260H11V259H10ZM195 260H196V259H195ZM259 260H260V259H259ZM179 261H180V260H179ZM179 261H178V263H179ZM181 261H182V259H181ZM181 261H180V262H181ZM200 261H202V260H200ZM221 261H222V260H221ZM221 261H220V262H221ZM248 261H249V260H248ZM257 261H258V260H257ZM40 262H41V260H40ZM53 262H54V261H53ZM254 262H256V260H255ZM254 262H253V263H254ZM81 263H82V262H81ZM122 263H123V262H122ZM140 263H141V262H140ZM143 263H144V262H143ZM261 263H262V261H261ZM112 264H113V263H112ZM203 264H205V262H204ZM254 264H255V263H254ZM257 264H258V263H257ZM262 264H264V263H262Z\"/></svg>",
	"mask_w": 264,
	"mask_h": 264
}]
</instances>
